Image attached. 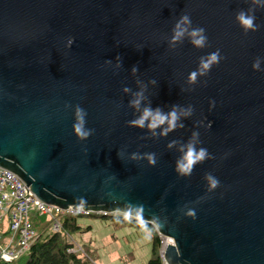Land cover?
Here are the masks:
<instances>
[{
    "label": "water",
    "instance_id": "obj_1",
    "mask_svg": "<svg viewBox=\"0 0 264 264\" xmlns=\"http://www.w3.org/2000/svg\"><path fill=\"white\" fill-rule=\"evenodd\" d=\"M240 10H251L255 31L235 21ZM185 14L204 28V48L187 36L170 45ZM216 50L219 62L190 83L198 59ZM257 56L264 57V7L252 0H0V167L20 177L26 193L62 209L135 220L139 210L140 222L172 240L167 264H264ZM76 105L93 129L83 140L72 128ZM146 105L192 111L166 135V125L153 134L128 124ZM190 140L210 158L178 175L174 162ZM206 173L219 180L213 191Z\"/></svg>",
    "mask_w": 264,
    "mask_h": 264
},
{
    "label": "clouds",
    "instance_id": "obj_2",
    "mask_svg": "<svg viewBox=\"0 0 264 264\" xmlns=\"http://www.w3.org/2000/svg\"><path fill=\"white\" fill-rule=\"evenodd\" d=\"M252 3L257 7H264V0H252ZM235 21L241 27L244 32L255 31L257 29L255 21V16L251 13V10L244 11L240 10L236 12ZM185 36H187L189 43L197 48L202 49L207 44V36L205 34V30L203 27H192V21L189 15H182L179 20L173 25L171 30V36L169 37L170 45L175 46L178 42H181ZM72 43V38L69 37L67 40V45L70 46ZM221 59L219 54V50L212 51L207 53L204 56H201L198 59L197 67L192 70L188 75V80L190 83H195L197 76L206 75L210 70L213 64L218 63ZM262 64H264V57L257 56L252 61L251 67L253 70L260 71L264 70L262 68ZM117 65H119V58L117 57ZM131 71L133 73L136 72L135 66L132 67ZM123 91L127 92V87L123 88ZM136 98L131 100L129 103L133 108H139L140 101L142 99V92H137L135 94ZM214 104L213 102H210ZM191 107L181 109V111L177 112V106L173 105L167 113L162 112L159 106L152 108L150 106H144L140 111L139 115L136 118L128 121L130 126L147 128L153 131L155 134V129L162 125H166V127L161 128V135H166L169 131L174 130L178 125L177 121L181 116H188L191 114ZM87 113L85 109L80 107L79 105L74 106L73 108V132L77 136L78 139H86L89 135H91L93 129L86 128V118ZM147 122V123H146ZM197 133H193V136H197ZM173 142L169 143V146L172 145ZM133 158H136V154H132ZM210 158V153L205 147L197 146L195 143L188 141L181 145L179 150V155L174 162V170L178 175L188 176L191 174L193 166L199 162L204 161L205 159ZM147 160L149 164H155V155L147 154ZM205 182L207 184V190L213 191L219 185V180L213 176L211 173L205 174ZM82 202V201H81ZM127 212L124 213L125 218L127 219ZM187 215L191 216L195 219L194 210L189 209L187 211ZM136 218L140 221L139 210L136 213ZM142 223V221H141ZM145 234L148 235L150 232L145 230ZM7 259V257H6Z\"/></svg>",
    "mask_w": 264,
    "mask_h": 264
},
{
    "label": "built area",
    "instance_id": "obj_3",
    "mask_svg": "<svg viewBox=\"0 0 264 264\" xmlns=\"http://www.w3.org/2000/svg\"><path fill=\"white\" fill-rule=\"evenodd\" d=\"M25 183L15 173L0 167V225L8 222V231L11 236L6 238V245H0V260L10 262L26 252L37 238L32 225L31 217H47L51 222V231L61 229L59 218L64 214L87 215L92 212L83 209L73 210L70 206L62 209L54 205L46 204L38 199L32 192H25ZM96 214L105 215L100 212ZM159 257L162 264H167L163 258V250L166 244L172 240L160 235ZM71 246L68 252H82L81 246L75 242L71 235H67ZM7 257V259H6Z\"/></svg>",
    "mask_w": 264,
    "mask_h": 264
},
{
    "label": "trees",
    "instance_id": "obj_4",
    "mask_svg": "<svg viewBox=\"0 0 264 264\" xmlns=\"http://www.w3.org/2000/svg\"><path fill=\"white\" fill-rule=\"evenodd\" d=\"M82 217H91L93 219H101L107 222L113 230H119L124 227H132L136 230H148L151 234L150 255L147 261L143 264H162L159 257L160 239L154 227L151 224L140 222L129 216L127 219L124 214H96L89 213L87 215L79 214H64L59 218L61 229L53 232L50 229L43 230L36 234L37 238L31 244L29 249L10 262L0 260V264H95L96 252L95 248L81 246L82 252H68L67 249L71 244L67 240V235L77 232H87L91 229L90 225H81L78 220ZM43 216L36 214L31 216L32 225H39ZM127 254L123 258V263L127 264Z\"/></svg>",
    "mask_w": 264,
    "mask_h": 264
},
{
    "label": "rangeland",
    "instance_id": "obj_5",
    "mask_svg": "<svg viewBox=\"0 0 264 264\" xmlns=\"http://www.w3.org/2000/svg\"><path fill=\"white\" fill-rule=\"evenodd\" d=\"M44 218L45 220L42 219L39 225L34 226L36 234L43 230L48 231L51 229L50 219ZM80 219L83 220L81 223L84 226L87 221L92 220L90 223L92 228L88 232H77L71 234V236L80 246L89 244L88 246L95 248V264H124L123 258L129 252L132 253V256H129L127 264H142L147 261L150 255L151 234L146 235L145 230L130 234L129 232L132 230L126 228L114 231L108 223L101 219H93L91 217H82ZM110 231L114 234V237L105 235ZM10 236L8 222L5 221L0 225V245H6V238ZM114 238L117 241H114Z\"/></svg>",
    "mask_w": 264,
    "mask_h": 264
},
{
    "label": "crops",
    "instance_id": "obj_6",
    "mask_svg": "<svg viewBox=\"0 0 264 264\" xmlns=\"http://www.w3.org/2000/svg\"><path fill=\"white\" fill-rule=\"evenodd\" d=\"M91 221H92V220L87 221L85 225H90V227L92 228V225L90 224ZM78 222H79L81 225H83V224L81 223V222H83V220L79 219ZM106 223H107V222H106ZM83 226H84V225H83ZM111 228H112V227H111ZM125 228L128 229V230H132L131 232L128 231L130 234H133V233H136L137 231H139V230H136V229H134V228H132V227H124V228H122V229H125ZM112 229H113V228H112ZM122 229H119V230H122ZM114 231H115V230H114ZM87 232H88V231H87ZM105 235H109V236H111V237H114V236H113L114 234L111 233V231H110L109 233L105 234ZM150 236H151V235H150ZM150 239H151V237H150ZM114 241H117V239L114 238ZM127 254H129L128 257H129V256H130V257L132 256V253H131V252H129V253H127ZM127 254H126V255H127ZM126 255H125V256H126ZM125 256H124V257H125ZM148 258H149V257H148ZM142 264H143V263H142Z\"/></svg>",
    "mask_w": 264,
    "mask_h": 264
}]
</instances>
